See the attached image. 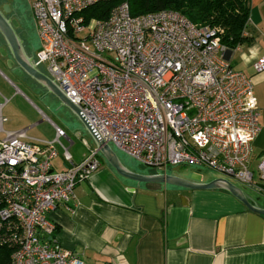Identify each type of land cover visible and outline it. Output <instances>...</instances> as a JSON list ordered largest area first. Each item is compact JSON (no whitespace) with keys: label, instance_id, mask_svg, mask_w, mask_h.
Returning a JSON list of instances; mask_svg holds the SVG:
<instances>
[{"label":"built area","instance_id":"2783aa9c","mask_svg":"<svg viewBox=\"0 0 264 264\" xmlns=\"http://www.w3.org/2000/svg\"><path fill=\"white\" fill-rule=\"evenodd\" d=\"M101 1L109 0L31 5L39 61L103 140L146 166L190 162L263 190L251 169L261 110L251 79L227 57L224 28L174 9L133 15L127 0L87 22L83 11ZM254 68L264 71V55ZM1 109L0 244L15 246L11 264H87L54 238L50 215L60 206L74 211L77 184L100 167L98 151L75 162L61 143L64 129L56 126L54 140L7 131ZM57 144L69 162L59 171ZM258 168L264 178V156Z\"/></svg>","mask_w":264,"mask_h":264},{"label":"crops","instance_id":"0c3cea01","mask_svg":"<svg viewBox=\"0 0 264 264\" xmlns=\"http://www.w3.org/2000/svg\"><path fill=\"white\" fill-rule=\"evenodd\" d=\"M244 35L247 40L232 50L229 59L235 70L251 79L261 110L262 129L252 146L251 169L254 182L263 190L250 189L264 194V178L258 168L264 156V71L254 68L264 55V0H249ZM40 49L35 50L36 56ZM0 83L35 112L30 122L16 121L6 111L9 99L0 92L7 131L24 129L30 137L54 140L59 126L66 133L61 143L69 147L75 162L94 148L85 136L79 139L41 99L45 111L24 95L18 83L37 96L1 58ZM57 148L60 153L53 167L59 171L69 162L59 144ZM98 159L100 167L75 188L74 211L60 206L50 215L57 224L54 238L87 264H264V215L248 210L231 193L166 183L157 189L128 185L99 153Z\"/></svg>","mask_w":264,"mask_h":264},{"label":"water","instance_id":"95a60500","mask_svg":"<svg viewBox=\"0 0 264 264\" xmlns=\"http://www.w3.org/2000/svg\"><path fill=\"white\" fill-rule=\"evenodd\" d=\"M0 58L76 134L85 136L106 165L125 183L157 189L160 183L189 189H218L231 193L248 210L264 215V196L208 167L190 162L148 167L103 140L86 115L51 76L35 50L42 44L29 0H0ZM232 50H229V58Z\"/></svg>","mask_w":264,"mask_h":264},{"label":"trees","instance_id":"16d2710c","mask_svg":"<svg viewBox=\"0 0 264 264\" xmlns=\"http://www.w3.org/2000/svg\"><path fill=\"white\" fill-rule=\"evenodd\" d=\"M125 0H109L98 2L83 14L90 22L95 19L107 18L112 9ZM133 15L174 9L182 12L192 22L199 24L218 25L224 28L222 43L229 48L247 40L244 31L249 18V0H127ZM15 246L0 244V264H11Z\"/></svg>","mask_w":264,"mask_h":264},{"label":"rangeland","instance_id":"374dc122","mask_svg":"<svg viewBox=\"0 0 264 264\" xmlns=\"http://www.w3.org/2000/svg\"><path fill=\"white\" fill-rule=\"evenodd\" d=\"M29 2L31 3V0H29ZM9 77L15 82H17L16 79H14L11 75ZM17 85L24 92V95L28 96L33 103H35L37 106H39L41 109L45 111L44 105L40 100V98L30 93L28 89L21 83H18ZM0 92L3 93L6 96V98L9 99L8 100L9 104L8 107L6 108V111L10 114L12 118H14L16 121H20L21 123L30 122L34 118L35 116L34 110L21 98V96L17 97L16 95H13V91L10 90L7 86H2L1 83H0ZM259 194L264 196L263 193H259Z\"/></svg>","mask_w":264,"mask_h":264},{"label":"flooded vegetation","instance_id":"af4514ba","mask_svg":"<svg viewBox=\"0 0 264 264\" xmlns=\"http://www.w3.org/2000/svg\"><path fill=\"white\" fill-rule=\"evenodd\" d=\"M1 45H4V42H3V40L0 38V46Z\"/></svg>","mask_w":264,"mask_h":264}]
</instances>
